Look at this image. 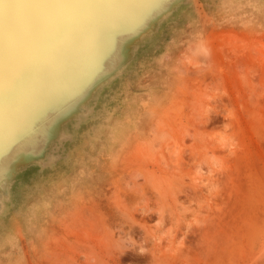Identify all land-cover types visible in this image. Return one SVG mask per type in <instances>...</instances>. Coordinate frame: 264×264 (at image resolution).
<instances>
[{
	"label": "rangeland",
	"instance_id": "374dc122",
	"mask_svg": "<svg viewBox=\"0 0 264 264\" xmlns=\"http://www.w3.org/2000/svg\"><path fill=\"white\" fill-rule=\"evenodd\" d=\"M73 1L42 10L49 45ZM106 19L97 64L0 151V264H264V0Z\"/></svg>",
	"mask_w": 264,
	"mask_h": 264
},
{
	"label": "bare ground",
	"instance_id": "6f19581e",
	"mask_svg": "<svg viewBox=\"0 0 264 264\" xmlns=\"http://www.w3.org/2000/svg\"><path fill=\"white\" fill-rule=\"evenodd\" d=\"M142 1L148 0H94L79 14L81 24L70 36L61 43L49 45L45 35L39 33V28L43 29L42 10L59 2L68 15L76 13L73 0H3L0 9V48L4 55L0 59V151L6 150L9 142H15L34 112L48 102L51 93L69 85L76 75L86 74L89 62H93V67L97 64L105 44L101 30L112 27L106 24V18L124 17L128 10L140 8ZM18 12L24 17L21 24L11 19ZM7 20H10L8 27ZM55 24L60 26L58 20ZM95 28L100 29L99 33L91 35ZM7 29L12 33L5 39ZM42 44L46 48L50 46L43 56L37 54Z\"/></svg>",
	"mask_w": 264,
	"mask_h": 264
}]
</instances>
